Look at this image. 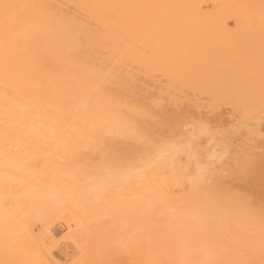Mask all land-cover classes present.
<instances>
[{"label": "bare ground", "instance_id": "obj_1", "mask_svg": "<svg viewBox=\"0 0 264 264\" xmlns=\"http://www.w3.org/2000/svg\"><path fill=\"white\" fill-rule=\"evenodd\" d=\"M200 1L0 0V264H264L257 0Z\"/></svg>", "mask_w": 264, "mask_h": 264}, {"label": "rangeland", "instance_id": "obj_2", "mask_svg": "<svg viewBox=\"0 0 264 264\" xmlns=\"http://www.w3.org/2000/svg\"><path fill=\"white\" fill-rule=\"evenodd\" d=\"M202 1H204V0H202ZM202 1H200L201 2V6H202V11H206V12H209V11H212L213 9L215 10V9H217L218 8V10L217 11H221V12H219L220 13V15H221V19L220 20H222V19H224V17L222 16V12L224 13L225 11H226V13H224L225 15L224 16H226V14H227V10H229V8H227L228 6L226 5V8H227V10H226V8L225 9H223L222 7H224V6H222L221 7V5L218 3V2H220L221 0H218V2H215L214 4L212 3V2H210V1H208V3L207 2H202ZM217 1V0H216ZM223 1V0H222ZM228 1V2H227ZM233 1V3L235 2V0H224L223 1V3H225V4H231V2ZM235 3H237V2H235ZM218 4V5H217ZM253 5H251L252 7V15H254V13H255V17H257L258 18V20H257V18L256 19H254V20H252V21H250L249 20V22H253L252 24L251 23H248V21L246 22H244L245 24H243L242 26H246L245 28L247 29V27L249 28V31H251L252 32V35H254V37H252V42H251V44L248 46V47H241V45H239L238 44V42L237 41H239L240 40V38L239 39H237L238 38V35H236V39H237V41H235V38L233 39L236 43H234V42H231V46L233 45V47H235V48H233V47H231L232 49V51H236V52H242V51H240L241 50V48H242V50H243V52H244V49L247 51V53L248 52H250L249 53V55L251 54V53H255L254 55H256L257 54V57L256 56H254V57H251V56H245L246 54H242V55H240L241 56V63H247V61L249 62V60L248 59H250V61L251 62H249L250 63V65H251V63H252V61H253V63H255L254 61H259L260 62V57H258V55L259 54H262V59H264V37H262V36H264V30H262V28H260V26L261 25H257L256 26V24H258V22H259V20H261L262 21V18H264V17H261V16H259V14L260 15H262V16H264V0H257V1H255V2H253L252 3ZM213 5V6H212ZM232 5V4H231ZM231 5H229V6H231ZM234 5V4H233ZM207 8V9H206ZM220 8V9H219ZM233 8V7H232ZM231 8V9H232ZM235 8V7H234ZM237 8V7H236ZM258 8H260V9H258ZM223 9V10H222ZM259 10V11H258ZM216 11V10H215ZM230 12H231V15L229 14H227V16L226 17H228V18H226L227 20H225V22H226V25L227 26H229L230 27V29H233L232 31H237V27L235 26V24H234V19L236 18V16H235V18H234V16L232 15L233 13H235V12H233V9L232 10H229ZM260 11H262V12H260ZM233 12V13H232ZM241 12V11H240ZM219 13H217V14H219ZM237 13H238V11H237ZM240 14V13H239ZM257 14V15H256ZM259 16V17H258ZM223 17V18H222ZM254 17V18H255ZM217 18V17H216ZM240 19H243V18H240ZM247 19V18H246ZM235 20H237V18L235 19ZM256 20V21H255ZM219 21V20H218ZM220 22H222V21H220ZM224 22V21H223ZM248 23V24H247ZM261 23V22H260ZM259 23V24H260ZM250 27H251V29H250ZM262 27H264V26H262ZM245 28L243 29V30H245ZM248 31V29L245 31V32H247ZM262 33V34H261ZM243 34H244V32H243ZM246 34V33H245ZM241 35H242V33H241ZM247 35H249V34H247ZM234 36V35H233ZM231 37H232V35H231ZM241 37V36H240ZM262 38V40H261V38ZM250 38V37H249ZM253 38H255V39H253ZM260 38V39H259ZM232 39V38H231ZM247 39V38H246ZM251 39V38H250ZM258 39V40H257ZM243 40V39H242ZM242 40H240V41H242ZM244 40H245V38H244ZM243 40V41H244ZM249 40V39H248ZM228 41H230V40H228ZM232 41V40H231ZM251 40H249V42H250ZM256 41V42H255ZM240 43V42H239ZM241 44H243L242 42H241ZM235 45V46H234ZM240 46V47H239ZM239 47V48H238ZM237 49H240V50H238L237 51ZM250 50V51H249ZM231 51V52H232ZM259 53V54H258ZM222 54H217V59H220V60H223V57H225V55H223V56H221ZM216 57V56H215ZM221 57V58H220ZM244 58V59H243ZM248 58V59H247ZM259 58V59H258ZM217 59H215L216 61H219V60H217ZM247 59V61H245ZM242 60H243V62H242ZM257 61V63L259 64V62ZM262 61V60H261ZM257 63H255V64H252L251 65V67H255V68H257V69H259L260 68V70H261V72H259V74L258 75H260L261 73H264V72H262V67H264V65H262V64H264V63H262V62H260L261 63V65H262V67H260ZM258 66H257V65ZM245 64H241V66L243 67V68H245L246 69V67L249 65L248 63L246 64L247 66H244ZM253 65H255V66H253ZM248 67H250V66H248ZM248 67H247V69H248ZM257 69H255V70H257ZM259 70V71H260ZM55 230V232L57 231V233H58V230L55 228L54 229ZM53 230V231H54ZM61 230V229H60ZM62 231V230H61ZM59 247H62V246H59ZM61 250H62V248H61ZM60 257V256H59Z\"/></svg>", "mask_w": 264, "mask_h": 264}]
</instances>
